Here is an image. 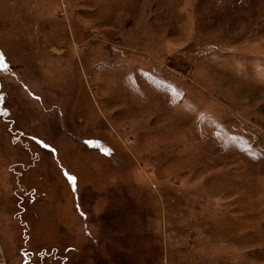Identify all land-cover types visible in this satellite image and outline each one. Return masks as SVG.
<instances>
[{
  "label": "rangeland",
  "instance_id": "1",
  "mask_svg": "<svg viewBox=\"0 0 264 264\" xmlns=\"http://www.w3.org/2000/svg\"><path fill=\"white\" fill-rule=\"evenodd\" d=\"M0 57V264H264V0H0Z\"/></svg>",
  "mask_w": 264,
  "mask_h": 264
},
{
  "label": "snow or ice",
  "instance_id": "2",
  "mask_svg": "<svg viewBox=\"0 0 264 264\" xmlns=\"http://www.w3.org/2000/svg\"><path fill=\"white\" fill-rule=\"evenodd\" d=\"M0 67H6V65H3V59H2V57H0ZM44 147H48V146L47 145H44ZM105 154H107V151H105ZM65 175L67 176L68 181L73 185V189L75 190L76 177L70 176L67 173H65Z\"/></svg>",
  "mask_w": 264,
  "mask_h": 264
}]
</instances>
